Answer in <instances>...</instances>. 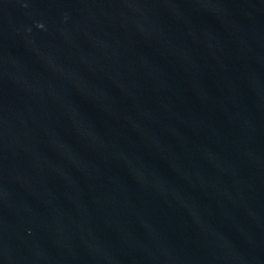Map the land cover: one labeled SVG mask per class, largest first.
Listing matches in <instances>:
<instances>
[{"label": "water", "instance_id": "95a60500", "mask_svg": "<svg viewBox=\"0 0 264 264\" xmlns=\"http://www.w3.org/2000/svg\"><path fill=\"white\" fill-rule=\"evenodd\" d=\"M0 264H264V0H0Z\"/></svg>", "mask_w": 264, "mask_h": 264}]
</instances>
